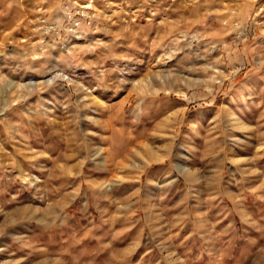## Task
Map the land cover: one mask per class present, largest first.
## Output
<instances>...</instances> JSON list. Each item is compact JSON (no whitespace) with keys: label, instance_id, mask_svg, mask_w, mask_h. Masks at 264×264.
<instances>
[{"label":"rangeland","instance_id":"374dc122","mask_svg":"<svg viewBox=\"0 0 264 264\" xmlns=\"http://www.w3.org/2000/svg\"><path fill=\"white\" fill-rule=\"evenodd\" d=\"M0 264H264V0H0Z\"/></svg>","mask_w":264,"mask_h":264},{"label":"built area","instance_id":"2783aa9c","mask_svg":"<svg viewBox=\"0 0 264 264\" xmlns=\"http://www.w3.org/2000/svg\"><path fill=\"white\" fill-rule=\"evenodd\" d=\"M71 18V23H70V28L69 32L73 35H76L80 31V26L82 24V19L77 16H70Z\"/></svg>","mask_w":264,"mask_h":264}]
</instances>
